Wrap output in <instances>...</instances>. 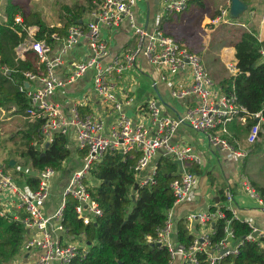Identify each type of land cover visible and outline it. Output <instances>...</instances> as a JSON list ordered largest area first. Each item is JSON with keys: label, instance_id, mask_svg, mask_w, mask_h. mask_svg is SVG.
Returning a JSON list of instances; mask_svg holds the SVG:
<instances>
[{"label": "built area", "instance_id": "2783aa9c", "mask_svg": "<svg viewBox=\"0 0 264 264\" xmlns=\"http://www.w3.org/2000/svg\"><path fill=\"white\" fill-rule=\"evenodd\" d=\"M190 1L193 0H160L161 15L168 17L180 13ZM225 2L219 8V14L204 23L206 36L211 30L229 23L230 0ZM137 3L138 0H98L93 3L94 9L85 22L70 25L64 35L53 33L50 43L45 39H35L37 27L24 29L27 37L15 49L17 59L23 60L25 54L32 51L37 55L38 63L43 66L39 74L29 71L23 73L24 81L19 91L29 100L24 118L40 122L39 133L45 141L59 134L68 138V149L73 141L86 154L83 156V168L69 175L60 195V203L51 214L44 212L43 204L51 196L52 179L56 171L46 168L32 173L36 185L29 188L24 185L27 175L22 173L21 182L6 172L5 165H0V217L17 221L28 231L20 254L11 264H71L85 257L88 246L86 238L84 234L68 233L62 224L63 210L66 197L71 196L77 203L76 217L84 225L101 216V210L89 191L96 186L89 171L106 152L138 154L133 170L139 186L154 183L155 159L159 154L181 162L177 177L169 184L174 198L173 207L167 212L165 224L157 231L155 239L149 240L153 245L166 247L169 253L168 264H197L196 253H205L208 264H221L223 258L239 254L241 240L235 239L229 220L226 221L223 238L218 243H211L213 224L219 219H225L219 206L187 216L185 220L191 234L194 225L200 229L193 235L189 248L171 239L175 232L172 209L185 202L198 183L196 173L189 171L188 166L201 164L200 157L190 146L173 143L172 138L185 125L195 132L205 134L212 148L227 151L233 156H242L232 149L226 135L231 122L240 118L245 110L237 103L234 94H224L214 85L197 54L166 35L158 26L148 29L145 24L139 23ZM122 22H126L132 32L133 46L107 61L110 50L103 38L102 29L118 28ZM21 23L22 19L17 16L15 24ZM82 41H86V44L80 56L68 61L66 58L72 55ZM65 66L68 70L60 78L56 72L62 71ZM143 66L153 67L158 81L169 83L173 97L182 99L193 94L198 97L197 103L185 109L182 114L170 117L164 115L159 102L151 98L145 102V106L139 108L137 118L127 116L122 109L123 103L117 99V90L126 100L124 103H130L128 88L124 89L122 80L130 76L131 71H143ZM186 68L190 75L189 85L175 87L173 79ZM229 69L233 73L238 72L235 66L229 65ZM89 71L91 91L107 109L105 113L114 115L109 124L101 114H80L79 107L73 103L68 113L62 104L53 99L57 92L73 86ZM130 81H135L133 76H130ZM254 118L258 121L249 128L246 138L248 144L259 140L261 113H256ZM239 184L242 191L264 209L261 194L244 178H241ZM223 196L226 203L233 201L234 195L230 188L223 191ZM247 225L249 232L244 240L257 244L264 252V229Z\"/></svg>", "mask_w": 264, "mask_h": 264}, {"label": "trees", "instance_id": "16d2710c", "mask_svg": "<svg viewBox=\"0 0 264 264\" xmlns=\"http://www.w3.org/2000/svg\"><path fill=\"white\" fill-rule=\"evenodd\" d=\"M96 1L98 0H85L82 5L64 6L62 27H48L38 11L32 8L24 11L14 0H9L5 7V19H0V109L23 120L21 129L10 139H17L13 144L15 153L29 161L31 170L24 180L29 188L36 185L32 173L46 168L62 173L64 165L71 157V151L67 148V137L54 134L49 141H45L39 133L40 122L24 118L29 100L19 91L24 81L23 73L29 71L39 74L43 71V66L38 63V57L32 51H28L23 60H18L15 49L27 37L24 29L29 27L38 28L36 40L45 39L49 43L53 33L64 35L70 25L84 22L94 9L93 3ZM241 1L248 7L245 13L247 16L243 18L244 14L237 18L229 17V23L247 27L240 31L233 45L238 72L235 76L221 80L218 86L222 93L234 94L237 103L245 110L241 117L246 119V124L243 129L234 130V136H241L240 130L244 134L256 124L254 115L260 112L263 124L259 138L264 141V41H259L257 29L250 24L252 18L260 13H256L259 9L251 6L248 0ZM188 4L205 11L208 2L193 0ZM250 12H253L252 16L249 15ZM218 14V11L213 14L205 13L202 18H214ZM17 16L22 19L20 25L15 24ZM247 17L250 20H245ZM220 29L221 26L218 30ZM78 110L82 115L87 114L84 108L79 107ZM229 131H233L230 125ZM46 143H49L47 147ZM255 143L257 147L258 144ZM79 154L83 159L86 152L80 151ZM138 157L136 153L121 155L117 152H106L98 163L91 166L89 175L95 180L96 186L89 191L102 214L90 224L84 225L77 219V203L73 197H66L62 224L71 235L84 234L88 243L85 257L76 259L71 264H168L169 253L166 247L153 245L149 240L155 239L157 231L165 224L167 212L173 207L174 198L169 184L177 177L178 165L170 157L161 155L157 161L154 183L138 185L134 189L136 174L133 167ZM188 169L200 174L196 165L192 164ZM19 181H22L20 177ZM60 184L55 181V193L59 191ZM219 208L225 214V219H219L213 224L211 243H218L223 238V230L228 220L235 239L241 240L239 254L223 258L221 264H264V252L260 247L244 240L249 232L248 225L235 219L226 207ZM175 230V242L189 248L194 236L188 230L186 220H175ZM26 237V230L21 223L0 217V264H11L16 259ZM195 257L197 264H208L205 253H196Z\"/></svg>", "mask_w": 264, "mask_h": 264}, {"label": "crops", "instance_id": "0c3cea01", "mask_svg": "<svg viewBox=\"0 0 264 264\" xmlns=\"http://www.w3.org/2000/svg\"><path fill=\"white\" fill-rule=\"evenodd\" d=\"M216 1L217 0H207V2L211 5ZM248 1L251 6L259 9V12L256 13L260 14L252 18L250 24H252L257 29V37L259 41H264V0ZM225 4V0H218V5L214 6V8H216L214 10L218 11L219 8ZM161 5L162 4L160 0H138L136 7L138 22L145 24L148 29H152L154 26H157L155 24V18L163 17L161 15ZM244 5L246 6V9L239 16L244 15L247 12L246 10H248L247 5L245 3ZM152 6L159 7L157 11L153 10V14L151 13ZM249 15L252 16L253 12H250ZM245 16L247 15L245 14L243 18ZM0 19H5L4 14L0 15ZM87 19L88 15L86 16L84 22ZM208 19L212 18L207 16L203 18L202 24H200L202 28ZM245 20H250V17H247ZM220 26V37L223 38V40L220 42L218 50L214 51V59L207 67L209 75L215 80L217 84H219V82L224 78L235 76L237 74L236 71L233 73L229 69V65L236 67V51L233 45L236 39L239 37L240 31H243L247 28L243 24H234L232 22L228 23V25ZM220 26L211 31L216 32ZM102 33L103 38L107 42L110 50L107 61L111 60L114 55L126 51L133 46V35L126 22H122L118 28H103ZM208 38L209 33L207 39L204 41L205 44L207 43ZM84 44H86V41L80 42L76 49L72 52V55L68 56L66 59L70 61L80 56ZM142 69L144 70L131 71L130 76L134 77V82L130 81V76L122 80V86L124 89L128 88V98L131 101L130 103H124L126 100L123 96H121L120 91L117 90V99L123 103L122 109L127 116L134 119L137 118L139 108L145 106V102L151 98L156 99L160 104L163 114L170 117H176L182 114L185 109L197 103L198 97L193 94L182 99L173 97L169 83L158 81L153 67L143 66ZM67 70L68 69L65 66V69L62 70L63 72L57 70L56 74L60 78H63V74ZM173 81L174 86L178 88L189 85L190 75L188 73V69L186 68L184 71H181L173 79ZM53 99L56 102L62 104V107L64 106L68 113L69 108L73 103L74 106L84 108L87 114H101L107 124H109L114 118V115L105 113V110L107 111V109L103 107L98 97L91 91L90 71L77 80L73 86L68 87L63 92H57ZM245 124V118L240 117L234 119L230 124V127L233 131L230 132L228 127V135H226V140L232 149L242 154V156H233L227 151H223L219 148H212L205 134L195 132L188 126H181L176 131L172 138V142L180 145L190 146L192 148L194 153L197 154L201 159V164L197 165L199 172H201L202 169L206 167L208 162H214L215 160L217 165L220 167L223 180L217 185L216 190L211 185L209 186L207 183L202 182L200 180V174H196L198 178L197 186L191 191L185 202L180 204L177 208L172 209V214L175 220L186 219L190 214L209 211L211 208L217 206H224L233 213L235 219L246 224H252L260 229H264V209L260 208L254 199L247 196V194L242 191L239 184L241 178L246 179L252 185V187H254V189H256L264 197V141H261V138H259L257 141V147L256 143L255 145L248 144L246 138L249 129L248 131L246 130L244 134L243 130H240L241 136L235 137L234 130H238L237 128L243 129ZM262 124L263 121L261 122V125ZM69 149L71 151V157L65 165H69L68 168L70 169L65 170L64 168L62 173H56V176L63 179L59 185V188H61L60 192L55 193V190L57 189V186H55V181L57 178L54 177L52 179L51 196L43 204V210L47 214H51L59 205L60 195L66 186L69 175L79 170L84 164L83 159L79 154L80 150L76 142L71 141ZM160 156L161 154L156 157V163ZM179 168L180 167L178 166V172ZM24 185L27 186L26 184ZM228 188L232 190L234 195L233 201L231 203H226L223 196V191ZM199 230V227L196 228V225H194V230L192 231L193 235H195ZM175 234L176 230L171 237L174 242L176 238ZM233 245L234 244H231V246Z\"/></svg>", "mask_w": 264, "mask_h": 264}, {"label": "rangeland", "instance_id": "374dc122", "mask_svg": "<svg viewBox=\"0 0 264 264\" xmlns=\"http://www.w3.org/2000/svg\"><path fill=\"white\" fill-rule=\"evenodd\" d=\"M8 2L9 0H0V15L4 14ZM14 3L20 5L24 11L30 8L38 11L46 25L51 28L55 26L62 27V19L65 13L64 6L82 5L85 3V0H14ZM215 5H218V0L212 5L208 3L205 11H202L193 4H188L184 11L169 16V18H155V24L166 34L197 54L206 69L214 59V51L218 50L219 44L223 40L220 37V31L218 29L216 32L206 30L209 32V38L205 44L204 41L207 39V36L205 35V30L200 26L203 20L202 16L205 13L213 14L217 12V10H214L216 9L214 8ZM158 8L152 6L151 13L153 14V10L157 11ZM210 78L214 85L218 87L215 80L211 76ZM22 125V118L9 115L4 109H0V165H5L6 172L15 179L21 178L22 173L26 175L31 170L28 159L22 158L15 153L13 144L17 139L15 141H11L10 139L15 135L17 130L21 129ZM9 159L15 161L13 167H10L9 163H7ZM64 166L65 170L70 169L68 168L69 165ZM82 168L83 165L79 170ZM55 178H57L56 181L58 183L61 182L58 176L55 175ZM200 180L217 190V185L222 182L223 175L215 160L214 162H208L206 167L202 169L200 172ZM60 191L59 188L58 192Z\"/></svg>", "mask_w": 264, "mask_h": 264}, {"label": "water", "instance_id": "95a60500", "mask_svg": "<svg viewBox=\"0 0 264 264\" xmlns=\"http://www.w3.org/2000/svg\"><path fill=\"white\" fill-rule=\"evenodd\" d=\"M246 9V6L244 5V3L241 0H230V7H229V15L231 17H237L239 16L244 10ZM82 21H79V23H81ZM256 121H258V119H256ZM49 143H46V147L48 146ZM160 152V151H159ZM170 157V156H168ZM14 160H10L9 161V166L13 167L14 165ZM175 164H177L179 167H181V162L179 160H174L173 161ZM138 187V184L136 183L134 186V189H136ZM132 199H134V197H132ZM28 231H26L27 233Z\"/></svg>", "mask_w": 264, "mask_h": 264}]
</instances>
